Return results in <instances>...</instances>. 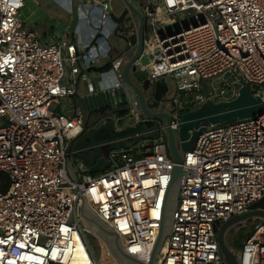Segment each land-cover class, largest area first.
<instances>
[{"label": "built area", "instance_id": "2783aa9c", "mask_svg": "<svg viewBox=\"0 0 264 264\" xmlns=\"http://www.w3.org/2000/svg\"><path fill=\"white\" fill-rule=\"evenodd\" d=\"M55 1L76 13L78 25L90 27L87 45L79 37L42 41L20 19L25 0H0V175L7 178L0 177V264H99L84 215L115 232L127 255L149 263L175 166L166 138L140 156L121 153L114 169L74 181L66 147L85 119L57 110L61 99L77 95L75 81L63 83L66 62L78 75L110 59L101 75L114 74L112 88L121 89L122 69L137 45L127 42L130 49L113 56L109 40L118 24L111 13L120 14L112 0ZM170 1L134 0L145 22L141 57L148 64L136 61L140 71L154 82L172 79L178 109L232 102L240 82L264 106V0ZM126 28L128 36L138 35L131 12L119 33ZM171 128L179 129L176 113ZM182 168L168 203L169 211L177 197L169 236L155 264H225L220 226L264 198V109L233 124L207 126L193 151L184 152ZM74 171L86 172L82 164ZM249 222L253 231L236 254L238 263L264 264V220Z\"/></svg>", "mask_w": 264, "mask_h": 264}, {"label": "water", "instance_id": "95a60500", "mask_svg": "<svg viewBox=\"0 0 264 264\" xmlns=\"http://www.w3.org/2000/svg\"><path fill=\"white\" fill-rule=\"evenodd\" d=\"M122 1L126 8L120 16L111 13L112 19L118 24L115 36L124 43L137 45L134 55L122 69L123 85L120 103L122 110L119 113L103 112L93 115L89 120L85 119L82 133L68 142L66 156L69 174L74 181H77L74 170L79 164H82L90 175L101 174L110 169L114 161L119 160L121 153L133 151L143 143H152L161 136L166 138L175 166L167 192L160 234L149 263H142L127 255L122 248L120 237L115 232L107 229L98 220L84 215L98 237L104 238L119 264H128L127 262L155 264L167 228L168 203L172 194L177 192L176 186L183 174L184 152L193 151L196 140L210 124L229 125L239 120L256 117L262 114L264 106L262 99L252 94L249 85L240 82L234 83L239 91V97L232 102L216 104L207 101L196 110L178 109L172 96H168L170 88L166 79L154 82L147 78V73L140 71L135 65L139 59L142 65L148 64V58L141 57L145 32L144 15L134 0ZM130 12L138 21V35L128 36V28L119 33ZM130 44L125 45L124 51L130 49ZM234 79L233 76L229 78L231 82H234ZM175 113L179 118L177 131L171 128ZM255 218L264 220V198L253 204L247 213L235 216L220 226L217 240L225 264H239L237 255L230 249L226 240L228 231L233 226Z\"/></svg>", "mask_w": 264, "mask_h": 264}, {"label": "crops", "instance_id": "0c3cea01", "mask_svg": "<svg viewBox=\"0 0 264 264\" xmlns=\"http://www.w3.org/2000/svg\"><path fill=\"white\" fill-rule=\"evenodd\" d=\"M33 1H36V3H38L39 0ZM48 2L53 4L57 11L64 12L66 13V15L69 14L55 0H48ZM24 25L26 26V23H24ZM58 27L59 26L57 24L53 23L51 20L46 19L44 21L41 20L39 23H36L34 28L30 26H28L27 28L35 32L42 41H57L64 37H67L70 40H75L77 37H79L81 43L87 45L91 29L88 25L85 24L78 25L77 17L74 26L67 24V26L64 28ZM110 46H108V48H110ZM117 54L118 53H116L114 48L113 56H116ZM108 64H110V59L106 58L102 59L92 68L86 71H81L78 75H72L71 72L69 75L70 78H68L66 84L72 86L73 81H75L77 95L75 97L61 99L59 101L57 109L58 112L67 116L68 118H74L75 116L81 114L86 120L91 119L93 115H98L103 112L119 113L121 109L120 103L122 99V88L113 89L112 85L116 80L115 75L108 74L106 76H103L101 74L108 70L100 71L101 68L105 67ZM151 144V142L143 143L137 147H140V149L142 150L141 152L137 148H135L132 152L136 156H140V153L144 151V148L150 146ZM122 159L123 157H120L118 161H114L113 166L110 169H114L117 165H120L122 163ZM83 174L90 175L87 172L77 173L76 177L78 181H82Z\"/></svg>", "mask_w": 264, "mask_h": 264}, {"label": "rangeland", "instance_id": "374dc122", "mask_svg": "<svg viewBox=\"0 0 264 264\" xmlns=\"http://www.w3.org/2000/svg\"><path fill=\"white\" fill-rule=\"evenodd\" d=\"M197 1L203 2V0H197ZM112 5L115 9L116 14H121L125 8V5L121 0H113ZM20 19L22 22L26 23L27 27L30 26L34 28L36 23H39L41 20L44 21L48 19V20H51L53 23L57 24L59 26L58 28H64L67 26V24L74 26L75 21H76V13L74 12V14L69 13L66 15V13L64 12L57 11L55 7L53 6V4L49 3L48 0H39L38 3H36V1H33V0H25V7L20 11ZM109 43L111 46H113L112 47L113 49L115 48L116 53L123 51L125 48L124 41L116 37L115 35L111 36ZM71 69H72L71 64L69 62H66L65 63V80L63 81L65 85H67L66 82L68 81V78H70L69 75L71 73ZM166 81L170 88V91L168 93V96L170 97L174 94V83H173V80L170 78H167ZM137 149L140 152L142 151L140 147ZM176 190H177V186H176ZM174 195H176L175 192H174ZM176 201H177V197L173 196L171 205L168 211V219L166 223L167 228H166L164 238L169 236L170 214L176 205ZM252 231H253V228L249 221L233 226L228 231L226 240L230 246V249L234 252V254H237L238 250L242 248V242L245 239H247V237L251 234ZM87 241L92 249V252L96 260L100 262L103 258V254H102L103 243L101 239H99L98 236H96L95 234L94 235L87 234Z\"/></svg>", "mask_w": 264, "mask_h": 264}, {"label": "bare ground", "instance_id": "6f19581e", "mask_svg": "<svg viewBox=\"0 0 264 264\" xmlns=\"http://www.w3.org/2000/svg\"><path fill=\"white\" fill-rule=\"evenodd\" d=\"M169 4L172 6V2L170 0H168ZM168 219V218H167ZM167 219H166V223H167ZM167 227V226H166ZM88 230H90L93 234H95L96 236H99L97 234V232L94 230V228H92V226L88 225ZM99 239H101L103 245H102V254H103V258L102 260L99 262V264H119L118 261L116 260L115 255L113 254V252L111 251L110 247L107 245L106 241L104 240V238L98 237ZM112 243V242H111ZM114 262V263H113ZM128 264H132V263H128Z\"/></svg>", "mask_w": 264, "mask_h": 264}, {"label": "trees", "instance_id": "16d2710c", "mask_svg": "<svg viewBox=\"0 0 264 264\" xmlns=\"http://www.w3.org/2000/svg\"><path fill=\"white\" fill-rule=\"evenodd\" d=\"M110 67H111V64H108L105 67L101 68L100 71H106V70L110 69ZM0 177L3 179L4 182H7V178H6L5 174H1ZM7 186H8V184L6 183V186L4 187V190L7 188Z\"/></svg>", "mask_w": 264, "mask_h": 264}, {"label": "flooded vegetation", "instance_id": "af4514ba", "mask_svg": "<svg viewBox=\"0 0 264 264\" xmlns=\"http://www.w3.org/2000/svg\"><path fill=\"white\" fill-rule=\"evenodd\" d=\"M122 110V108L120 109V111Z\"/></svg>", "mask_w": 264, "mask_h": 264}]
</instances>
